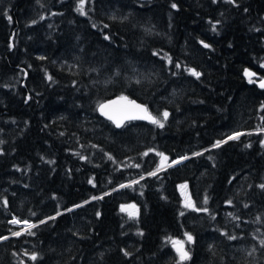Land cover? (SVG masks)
Masks as SVG:
<instances>
[{
    "label": "trees",
    "instance_id": "16d2710c",
    "mask_svg": "<svg viewBox=\"0 0 264 264\" xmlns=\"http://www.w3.org/2000/svg\"><path fill=\"white\" fill-rule=\"evenodd\" d=\"M76 7L0 0V236L9 237L0 264H176L165 238L185 232L194 243L184 264H264V0H85L86 15ZM116 95L169 118L163 128L138 119L117 128L97 110ZM234 132L246 134L211 147ZM157 152L189 159L147 176ZM186 198L209 211L185 208ZM125 203L136 205L132 218ZM13 216L37 224L35 235L11 236L23 227L8 223ZM46 217L55 219L40 224Z\"/></svg>",
    "mask_w": 264,
    "mask_h": 264
},
{
    "label": "snow or ice",
    "instance_id": "6c2138e0",
    "mask_svg": "<svg viewBox=\"0 0 264 264\" xmlns=\"http://www.w3.org/2000/svg\"><path fill=\"white\" fill-rule=\"evenodd\" d=\"M37 2L39 3V0H37ZM213 2L215 3L216 0H213ZM229 3H235V0H228ZM177 5L175 3L172 4V8H176ZM76 11L79 12L81 15H86V9H85V0H77V7H76ZM5 16H7V11H5ZM9 21L11 22V17L8 16ZM41 20L44 19L43 16L40 17ZM113 20L116 19L115 16L112 17ZM123 20H126L127 17H123ZM37 21L33 20L31 21L32 24H35ZM219 21L215 22L212 25V29L213 31L216 30V24H218ZM93 27H96V25L94 24ZM104 27H108L107 25H104ZM146 31H150V30H146ZM106 40L109 39L110 37H108L107 35L104 37ZM205 48H209L211 47L210 45L204 43L203 41L200 42ZM11 47V45H10ZM154 55H159V53H154ZM164 58L168 60L169 63H171V57H168L167 54H164ZM39 59H44V57H39ZM176 68H180L181 65L179 63H177L175 65ZM261 67H264V65H261ZM192 76L196 77L197 79L201 76V73L196 71L195 69L192 68H188L186 69ZM93 71H95V69H93ZM26 75V73H25ZM46 78L49 81H52V77L50 75L47 74V72L45 73ZM116 75H119V72L116 73ZM244 75L245 77L249 78V82L250 83H255L256 81L252 80V77L255 76V73L250 72L248 69L244 70ZM75 83V81L73 82ZM136 83H140L139 80L136 81ZM258 86L261 89H264V78H261L258 82ZM260 107L262 109H264V102L261 103ZM97 110L100 112L101 115H103L104 117H106L108 120L112 121L115 126L117 128H120L124 125L125 121H129V120H136V119H146L149 120L152 124L157 125L160 128L164 127L165 122L168 120L169 118V112L167 110L163 111L162 113L159 114V116H153L149 110L148 107L146 105L143 104H137L134 100H129V98L127 96H119L116 98V100H110L107 101L106 103H100L97 105ZM264 119V118H262ZM257 132L259 133H264V127H258L256 129ZM246 133L243 132H234L231 135H228L226 137V139H221V140H217L211 147L212 148H219L220 146H222L223 144H226L228 141H232V140H239L240 137L242 135H245ZM248 135H250L251 133H247ZM0 143H2V141H0ZM261 145L264 146V140H261ZM251 145H245V147H250ZM93 147H96V145H93ZM154 151V149H149L147 152L142 153L141 155L143 156H147L149 152ZM205 151H208V149H205ZM78 154V153H77ZM203 153L201 152H193L192 155L193 156H200ZM108 156V159L112 160V156L110 154H105ZM157 156L160 157V164L157 166V168L154 171L148 172L146 175L147 176H156L161 170H163L165 167H172L174 165L180 164L183 161L189 159V157L187 155L185 156H180L177 159H173L171 160L170 163H168V156H166L164 153L161 152H157L156 153ZM80 159L81 160H87L88 158L80 155ZM49 163H51V161H49ZM113 163H115V160H113ZM128 165H125V167H127ZM133 167L139 168L140 165L139 164H135L132 165ZM145 177L141 176L140 180H143ZM89 184H93V186H95L93 179H89ZM139 180H132L130 181L128 184H121L119 185L120 188H126V187H131L134 184H139ZM179 187L183 190L187 188V184H182L179 185ZM260 188L264 189V184L259 185ZM116 189H113V191H115ZM109 195V193H104L102 196H92L90 197L91 200H98V199H103V196ZM208 202V197L205 196L204 198V203L207 204ZM7 200H3V204L5 207H7ZM84 204L89 203V201H84ZM227 204L231 205L232 201L228 200L226 201ZM82 204H77L74 205L73 208H79L82 207ZM183 206L185 208H189V209H193L197 212H208L209 209L207 207H196V205L192 202L191 198H186L184 201ZM136 205L131 204V205H121V211H127L128 209H135ZM245 207H247V205H245ZM73 209H66L65 211L71 212ZM31 215H35V213H31ZM57 216L61 215V212H57L56 213ZM97 217H99L101 215V213L98 211L96 213ZM128 215L130 218H132L135 213L133 211H128ZM180 215H184L183 212L180 213ZM229 216H232V219L234 220H238L239 217L237 216H233L232 213L228 214ZM48 220H52L55 219V217H48ZM260 217H257V220H260ZM46 221L45 220H40L39 223L40 224H44ZM9 224L12 225H22L23 227L19 230V231H11L10 230V234L11 236L14 237H18L20 236L22 233H26L28 235H35V233L32 231V229L37 227V224L34 223H30L29 220L27 219H20L17 218L16 216H13L11 220L8 221ZM142 235V233H140ZM222 235H227V238L229 240H235L237 239L236 236L233 235H228L226 233H222ZM9 239L8 236H0V241H4ZM167 243H170L172 248L174 249V251L176 252V255L178 257V259L176 260V264H184V262L188 261L191 259V253L190 250L188 248H186V244L187 245H191L192 243H194V237L192 236L191 233L189 232H185L184 233V238L183 239H176V238H172V237H166L165 238ZM260 245L261 247H264V239L260 240ZM213 246L210 245L209 248L211 249ZM255 251V249H253V252ZM126 256L130 255V253L125 252L124 253ZM250 255L252 253H249ZM14 255H16L14 253ZM24 255L28 256L30 260L32 261H36L38 259V253L36 252H32L29 253L27 251H24ZM21 264H23V261H21Z\"/></svg>",
    "mask_w": 264,
    "mask_h": 264
},
{
    "label": "water",
    "instance_id": "95a60500",
    "mask_svg": "<svg viewBox=\"0 0 264 264\" xmlns=\"http://www.w3.org/2000/svg\"><path fill=\"white\" fill-rule=\"evenodd\" d=\"M260 80V79H259ZM259 80H258V82H259ZM119 96H121V95H116V96H113V97H110V98H107V99H104V100H102L100 103H106L107 101H110V100H116V98L117 97H119ZM123 96H127V95H123ZM128 98H129V100H134L137 104H143L142 102H140V101H138V100H136V99H134V98H130L129 96H127ZM99 103V104H100ZM143 105H145V104H143ZM99 112V111H98ZM100 113V112H99ZM103 116V115H102ZM106 118V117H105ZM138 120H144V121H148V122H150L149 120H146V119H138ZM126 122V121H125ZM115 125V124H114ZM48 217H46V218H44V219H42V220H45V219H47Z\"/></svg>",
    "mask_w": 264,
    "mask_h": 264
},
{
    "label": "rangeland",
    "instance_id": "374dc122",
    "mask_svg": "<svg viewBox=\"0 0 264 264\" xmlns=\"http://www.w3.org/2000/svg\"><path fill=\"white\" fill-rule=\"evenodd\" d=\"M123 205H131V204L130 203H125ZM127 211H133V212H135L136 211V207H135V209H128Z\"/></svg>",
    "mask_w": 264,
    "mask_h": 264
}]
</instances>
